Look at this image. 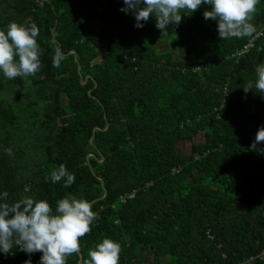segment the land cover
<instances>
[{
	"label": "trees",
	"instance_id": "16d2710c",
	"mask_svg": "<svg viewBox=\"0 0 264 264\" xmlns=\"http://www.w3.org/2000/svg\"><path fill=\"white\" fill-rule=\"evenodd\" d=\"M122 7L0 0V29L35 23L41 48L34 76L0 73V202H91L98 218L67 264L105 237L120 244L119 264H264V142L251 148L264 94L244 91L264 62V0L253 34L224 40L207 5L166 35L154 17L135 27ZM61 164L75 176L67 188L46 179ZM41 255L13 247L0 264Z\"/></svg>",
	"mask_w": 264,
	"mask_h": 264
},
{
	"label": "clouds",
	"instance_id": "9594fccd",
	"mask_svg": "<svg viewBox=\"0 0 264 264\" xmlns=\"http://www.w3.org/2000/svg\"><path fill=\"white\" fill-rule=\"evenodd\" d=\"M125 7L120 11L131 12L135 17V27L142 28L143 22L155 18V26L163 35L167 34L170 24L178 25L182 13H193L202 5L210 10L203 12L205 20L217 22L219 37L250 36L255 31L252 23L256 6L260 0H123ZM39 28L11 21L5 29H0V73L5 78H27L34 76L41 67V48L37 41ZM54 46L53 67H59L63 59L60 49ZM255 83L244 87L245 93L255 89L264 94V62L255 69ZM264 142V125L260 126L251 148L255 150ZM11 155V149H6ZM52 183L63 180L65 188L70 187L75 176L64 164L51 171L46 179ZM28 189L26 188L25 191ZM7 192L0 195L6 200ZM98 218L92 210V203L69 193L56 202L55 211L47 200L24 196L8 203L0 202V252L7 255L13 247L31 255L42 253L39 264H67V258L81 252V238L92 230L93 221ZM121 246L116 241L103 238L88 250L87 259L81 264H119ZM24 264H32L26 260Z\"/></svg>",
	"mask_w": 264,
	"mask_h": 264
},
{
	"label": "rangeland",
	"instance_id": "374dc122",
	"mask_svg": "<svg viewBox=\"0 0 264 264\" xmlns=\"http://www.w3.org/2000/svg\"><path fill=\"white\" fill-rule=\"evenodd\" d=\"M201 140V135H199V136H196V137H194L193 138V142H198V141H200ZM188 146H189V144H188V142H182V143H180L178 146H177V149L179 150V151H182V152H184V153H187V151H188ZM142 256H144L143 257V259L145 258V260H149L150 259V257H149V255H141V257Z\"/></svg>",
	"mask_w": 264,
	"mask_h": 264
},
{
	"label": "built area",
	"instance_id": "2783aa9c",
	"mask_svg": "<svg viewBox=\"0 0 264 264\" xmlns=\"http://www.w3.org/2000/svg\"><path fill=\"white\" fill-rule=\"evenodd\" d=\"M244 48H247V47H244ZM126 199H132L133 198V195L129 196V197H125ZM125 199L123 198L122 199V203H124Z\"/></svg>",
	"mask_w": 264,
	"mask_h": 264
}]
</instances>
